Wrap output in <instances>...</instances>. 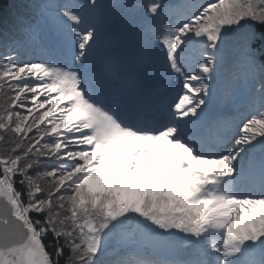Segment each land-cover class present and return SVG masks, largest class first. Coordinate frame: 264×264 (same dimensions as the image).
I'll return each instance as SVG.
<instances>
[{
    "label": "snow or ice",
    "instance_id": "1",
    "mask_svg": "<svg viewBox=\"0 0 264 264\" xmlns=\"http://www.w3.org/2000/svg\"><path fill=\"white\" fill-rule=\"evenodd\" d=\"M229 65L246 70V112L209 144L198 131ZM0 264H264V0L0 10Z\"/></svg>",
    "mask_w": 264,
    "mask_h": 264
},
{
    "label": "rangeland",
    "instance_id": "2",
    "mask_svg": "<svg viewBox=\"0 0 264 264\" xmlns=\"http://www.w3.org/2000/svg\"><path fill=\"white\" fill-rule=\"evenodd\" d=\"M141 0H131V2L139 3ZM143 1V0H142ZM180 0H162L164 4L176 5ZM182 1V0H181ZM111 2V0H106ZM119 2V0H118ZM123 2H130L129 0H123ZM140 9V8H139ZM139 9L135 10L133 14L125 15L124 20H137V30L144 23L146 10L139 12ZM121 11V10H120ZM120 24L121 21H116ZM119 29L114 30L113 35L120 36ZM41 39L47 44L53 39L52 32L49 28H44ZM115 52H120V48H115ZM149 54L155 67L161 69L164 62V53L161 47L152 40V46L148 49ZM199 46H194L186 53V62L194 66L195 61L199 58ZM104 55V46L101 45L100 49L96 53L95 60L99 61ZM32 55H26L24 59H34ZM245 69L234 67L229 65L226 69L221 71V75L218 79L213 81V85L218 93V101L212 106L210 110L209 120L199 129V135L207 143L212 144L218 137L224 135V129L220 126L221 122L228 121L231 123L238 122L237 117L246 112V104L249 96L250 82L245 80ZM154 86L159 93V98L163 100L165 104L176 102L177 96L180 93V87L175 81H169L166 74L162 71H158L155 76ZM230 93V99L224 102L225 94ZM43 99V97H41ZM205 128L204 130H201ZM238 129L232 128V132H236ZM212 132V138L208 136V133Z\"/></svg>",
    "mask_w": 264,
    "mask_h": 264
},
{
    "label": "trees",
    "instance_id": "3",
    "mask_svg": "<svg viewBox=\"0 0 264 264\" xmlns=\"http://www.w3.org/2000/svg\"><path fill=\"white\" fill-rule=\"evenodd\" d=\"M25 2H27V0H3L2 9H0V10H6L9 8H12L13 6H18V5L25 3ZM149 2H150V0L139 1L140 5H146ZM181 2L182 1L180 0L179 3H181ZM145 10L146 9L144 7H140L139 12H144ZM121 11H124V10H121ZM41 127H43V125H41Z\"/></svg>",
    "mask_w": 264,
    "mask_h": 264
},
{
    "label": "water",
    "instance_id": "4",
    "mask_svg": "<svg viewBox=\"0 0 264 264\" xmlns=\"http://www.w3.org/2000/svg\"><path fill=\"white\" fill-rule=\"evenodd\" d=\"M126 27L127 32H134L137 30V20L130 19V20H124L123 22ZM119 33L122 35V33L119 31Z\"/></svg>",
    "mask_w": 264,
    "mask_h": 264
},
{
    "label": "bare ground",
    "instance_id": "5",
    "mask_svg": "<svg viewBox=\"0 0 264 264\" xmlns=\"http://www.w3.org/2000/svg\"><path fill=\"white\" fill-rule=\"evenodd\" d=\"M205 128L201 129V130H204ZM200 133V130L198 131V134ZM208 136L212 138V132H209L208 133Z\"/></svg>",
    "mask_w": 264,
    "mask_h": 264
}]
</instances>
